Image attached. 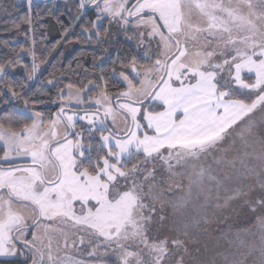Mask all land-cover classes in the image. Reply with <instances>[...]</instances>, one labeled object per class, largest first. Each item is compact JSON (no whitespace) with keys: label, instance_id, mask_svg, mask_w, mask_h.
<instances>
[{"label":"snow or ice","instance_id":"snow-or-ice-1","mask_svg":"<svg viewBox=\"0 0 264 264\" xmlns=\"http://www.w3.org/2000/svg\"><path fill=\"white\" fill-rule=\"evenodd\" d=\"M0 14V264H264V0Z\"/></svg>","mask_w":264,"mask_h":264},{"label":"trees","instance_id":"trees-1","mask_svg":"<svg viewBox=\"0 0 264 264\" xmlns=\"http://www.w3.org/2000/svg\"><path fill=\"white\" fill-rule=\"evenodd\" d=\"M2 3L5 5V6H10L12 5L13 3H15V0H2ZM24 12V9L21 8L20 9V12L17 14V15H21L23 14ZM17 15H14V16H8V15H3V14H0V21H10V20H14L17 18ZM52 33H53V40L57 38L56 36V30H55V27L53 26L52 27ZM2 38H7V37H0V39ZM67 47H61L60 49H58L56 52H54L51 56V61L52 62H56L58 57L60 56V52H63L64 53V58H63V61L61 64H57L56 67L57 68H60L62 65H66L68 63V61L70 59H72L73 56H75L76 52L79 51V47L76 46V47H72V48H67ZM28 57H25V61L28 62ZM51 70V64H49V66L45 69V71L41 74L42 77H46L48 75V72ZM23 69H20L18 70L17 72L13 73L12 76H13V79H17L19 77H22L23 76ZM35 83L34 82H30V90L31 89H34L35 88ZM52 111H55V109L53 108Z\"/></svg>","mask_w":264,"mask_h":264},{"label":"rangeland","instance_id":"rangeland-1","mask_svg":"<svg viewBox=\"0 0 264 264\" xmlns=\"http://www.w3.org/2000/svg\"><path fill=\"white\" fill-rule=\"evenodd\" d=\"M67 48H68V47H67ZM67 48H66V49H67ZM70 254H71V253H70ZM78 258H79V257H78Z\"/></svg>","mask_w":264,"mask_h":264}]
</instances>
